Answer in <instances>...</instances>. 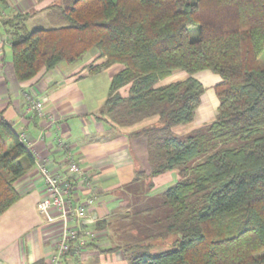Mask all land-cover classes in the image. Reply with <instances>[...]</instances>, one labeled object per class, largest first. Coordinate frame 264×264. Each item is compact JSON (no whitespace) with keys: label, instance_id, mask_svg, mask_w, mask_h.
I'll list each match as a JSON object with an SVG mask.
<instances>
[{"label":"trees","instance_id":"16d2710c","mask_svg":"<svg viewBox=\"0 0 264 264\" xmlns=\"http://www.w3.org/2000/svg\"><path fill=\"white\" fill-rule=\"evenodd\" d=\"M64 1L58 27L29 31L28 14L9 22L16 80L97 51L89 75L121 68L103 115L120 128L141 125L133 136L146 142L150 177L179 178L145 207L126 205L121 230L136 233L124 239L128 264H264V0ZM179 71L187 78L163 83ZM203 71L221 79L216 118L179 139L171 128L193 122L203 94L194 76ZM34 165L0 122V216ZM173 235L171 249L153 252Z\"/></svg>","mask_w":264,"mask_h":264},{"label":"crops","instance_id":"0c3cea01","mask_svg":"<svg viewBox=\"0 0 264 264\" xmlns=\"http://www.w3.org/2000/svg\"><path fill=\"white\" fill-rule=\"evenodd\" d=\"M1 4L0 122L24 136L52 173L71 182L75 202L93 201L87 208L86 221L81 224L82 232H89L87 245L82 250L74 249L63 259V264H128L122 238L118 237L123 232L119 220L128 212L126 205L131 204L130 211L133 201L145 207L175 184L177 172L150 177L146 142L133 136L141 125L120 128L103 115L111 79L121 70L119 66L89 75L91 60L77 66L60 64L29 82L16 80L9 22L18 15L28 14L26 27L38 19L44 20L45 25L59 26L60 11L55 7L64 6V0H6ZM176 78L185 79L182 75ZM28 98L43 102L45 113L54 122L29 110ZM200 109L208 121L216 113L215 109L207 115V108ZM69 154L82 170L81 177L68 176ZM85 179L90 182L89 188ZM135 182L145 185L138 199L130 192ZM15 187L19 201L0 216V264L39 261L51 264L61 226L59 222L48 223L37 211L47 189L36 164Z\"/></svg>","mask_w":264,"mask_h":264},{"label":"built area","instance_id":"2783aa9c","mask_svg":"<svg viewBox=\"0 0 264 264\" xmlns=\"http://www.w3.org/2000/svg\"><path fill=\"white\" fill-rule=\"evenodd\" d=\"M2 12V4L0 2V15ZM29 110L39 118L48 117L53 123V117L45 113L44 104L33 98H28ZM21 141L27 147L34 163L37 165L40 176L46 186L47 196L37 205V211L42 215L48 223L59 222L61 226V236L56 245L55 253L52 256L51 264H63V259L74 249L82 250L87 245L89 232H82L81 224L87 219V208L92 204V200L84 203H77L71 196V182L62 178L58 174L50 171L48 163L40 159L39 155L31 148L24 136H20ZM60 146L63 144L59 141ZM67 174L71 177H81L82 170L74 161L72 155H68ZM85 185L89 188L90 182L85 179ZM84 234V235H82Z\"/></svg>","mask_w":264,"mask_h":264},{"label":"rangeland","instance_id":"374dc122","mask_svg":"<svg viewBox=\"0 0 264 264\" xmlns=\"http://www.w3.org/2000/svg\"><path fill=\"white\" fill-rule=\"evenodd\" d=\"M54 27H58V26L45 25L44 20L38 19V20L32 21V23H30L27 28L29 31H33L36 29H50V28H54ZM97 54H98L97 51L91 52L79 64L87 63V61H90V60L92 62ZM91 62L89 65H92ZM260 62H261L262 67L264 68V53L260 58ZM64 66H67V64H64ZM179 75H182L183 77L187 78L186 73L179 71V72L174 73L171 77L167 78L163 83L169 84V83H172L175 81H180L179 78L178 79L176 78V77H179ZM194 77L202 84V87H203L201 104L196 111L195 118H194L193 122L186 124V125L174 126L171 128V133L179 139H184V138H187L189 136H194L196 134L203 133L205 131V129L207 128V126L210 125L211 121H213L217 115V109H218L219 101L215 96L214 87H215V85H217L220 82V80H221L220 77L213 74L210 71L200 72V73L196 74ZM173 78H174V80H173ZM99 80H100L99 81L100 84H103V79L100 78ZM200 108H207L205 111V114H207V115H209L208 113L213 112L215 109H216V113L214 114V116L212 118H210L211 120L208 121V120H206V115H201V113L199 111ZM178 181H179V178H177V180H175V184ZM143 187H145V185L142 186L141 182H138V183L135 182L133 184V187L130 189V192H132L133 196L136 199H138L143 195V190H142ZM131 190H133V191H131ZM119 227H120V223H119ZM120 230H121V228H120ZM126 233L127 234L133 233L136 235V233L130 229H123V232H121V235L118 237L122 238L121 244H123L125 246H126V242H124V239L127 236ZM177 238H178V236L173 235V236L169 237L167 242H163V241L162 242H156L157 248L153 252L159 253V252L167 251V250L171 249L173 242ZM127 263H129L128 259H127Z\"/></svg>","mask_w":264,"mask_h":264}]
</instances>
